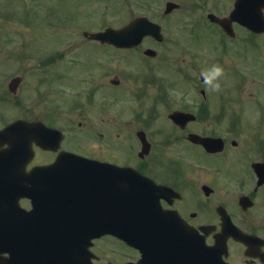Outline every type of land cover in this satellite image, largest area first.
I'll use <instances>...</instances> for the list:
<instances>
[{
  "label": "flooded vegetation",
  "instance_id": "1",
  "mask_svg": "<svg viewBox=\"0 0 264 264\" xmlns=\"http://www.w3.org/2000/svg\"><path fill=\"white\" fill-rule=\"evenodd\" d=\"M72 1L87 4V10L93 3ZM100 1L143 2L147 19L160 29L146 32L133 47L89 41L90 34L109 27L105 21L98 29L72 32L68 51H62L60 38L46 44L38 20L30 19L28 5L39 0H0V131L16 121L37 126L46 146L32 144L28 171L51 165L61 151L80 154L71 118L82 114L76 102L83 99L84 155L145 178L135 193L143 198L133 200L141 226L192 229L206 246L217 238L225 242L226 264H264V0ZM137 17L142 15L135 11L113 14L121 21ZM78 37L80 49L88 44L103 49L92 65L84 53L76 55ZM214 64L224 69L219 91L201 75ZM117 87L124 90L121 98L107 93ZM20 204L29 215L25 219L44 226L41 216L29 214L30 199ZM237 231L240 238L233 236ZM180 234L165 247L158 241L149 253L113 236L90 244L70 237L63 240L69 252L62 264H182L179 251L189 233ZM14 240L0 258L15 254L21 264H31L30 251L42 240ZM28 241H34L32 248Z\"/></svg>",
  "mask_w": 264,
  "mask_h": 264
},
{
  "label": "water",
  "instance_id": "2",
  "mask_svg": "<svg viewBox=\"0 0 264 264\" xmlns=\"http://www.w3.org/2000/svg\"><path fill=\"white\" fill-rule=\"evenodd\" d=\"M4 135L5 133L0 138L3 139ZM16 140H21L19 141L20 150L17 146H11V152H0V240L16 238L25 230L21 229V211L17 201L23 196L32 199L42 198L39 193H27V183H32L31 189L34 191L37 190V187L42 188L44 183L45 187L51 189V197L47 199L50 206L45 207V209L57 208L58 212L61 213L57 220L58 224L55 223L49 228H45L43 225H40L41 228H39L37 224L36 229L29 228L28 230L35 232L33 237L41 240L44 238L47 241L48 238H52L55 247L68 244L63 240L72 236L77 241H90L106 233L126 239L135 238V236L146 239L153 238V231L150 229L127 227L132 219L130 216L134 207L133 199L136 197L134 192L138 190L137 182L140 181L137 176L125 177L126 175L121 172L124 174L123 185L110 178L109 184L103 186L100 181L101 172L97 168L98 165L79 157L61 155L57 162L48 169L51 177L43 180L42 175L39 174L42 173L41 170L36 168L31 173L26 174L22 169L26 161L21 166L22 159L26 154L25 150L30 146L32 140L36 139L30 136H18ZM4 141L10 143V140L4 139ZM36 142L38 141L36 140ZM107 175L113 176V171L109 170ZM132 197L133 199H131ZM104 202L115 207L118 205L120 208L123 207L120 210V223L114 225L113 220L110 219V212L104 210ZM70 204H75L72 214V211L69 213L67 211ZM42 209L43 207L38 208L37 211ZM106 211L108 215L105 214ZM72 217H76L77 225L70 228V222L73 221ZM183 230L191 233L186 228ZM164 237L165 240L171 239L168 234H165ZM1 247L4 246L0 244ZM47 247L45 245L44 248ZM60 252L63 254L62 250Z\"/></svg>",
  "mask_w": 264,
  "mask_h": 264
},
{
  "label": "rangeland",
  "instance_id": "3",
  "mask_svg": "<svg viewBox=\"0 0 264 264\" xmlns=\"http://www.w3.org/2000/svg\"><path fill=\"white\" fill-rule=\"evenodd\" d=\"M99 2H101L99 0ZM97 1H93L92 5L90 6L91 11L87 10V4L81 3V2H75L73 3L72 0H39L40 5L37 6L38 9V15L43 18L44 23H46L48 20H53L55 16H59V24L60 28L58 29L56 26L55 30H42L43 37L46 44H52L55 37H59L60 40H62V44L66 42V35H68V30H74V29H80L83 30V28H86V30H95L98 29L100 26L104 24L106 19L110 15H106V12H103V6L102 3H99ZM106 4V2L104 3ZM82 5V6H80ZM77 6H80L77 11ZM132 10H135L133 7H131ZM92 15V23L89 25H84V21L87 19L86 17ZM110 18V17H109ZM91 25V26H90ZM39 29H44L38 25ZM59 30V31H58ZM35 35L36 33L32 31ZM57 33V34H56ZM56 34V35H55ZM28 36H32V34H28ZM40 44H43L40 42ZM103 51L102 48L95 47L93 44H88L85 49L78 52L76 55L79 56L81 53H84L85 56L88 57L86 60L89 65H92L96 60L95 56L98 54L100 55ZM106 51V50H105ZM103 53V52H102ZM102 54L100 55V57ZM83 64H86V62L83 61ZM82 70L78 73V78L81 74ZM177 77H179L177 75ZM180 86V83L178 84V87ZM118 89H109L107 90L108 94L114 95L116 98H121L122 95H124V90L117 87ZM76 107H80L82 114H79V111L76 112V115L71 118L72 122L75 123L76 126H79L78 124L81 123L80 127H77L75 129L74 133H80L81 136L78 138L77 145L74 143L73 146H75L76 149H87V142L84 140V125L88 122V119L85 117L84 110H85V102L82 99H78L76 102ZM99 119H95V122H98ZM81 128V129H79ZM79 134V135H80ZM69 146L73 147L68 143ZM80 152V150H77Z\"/></svg>",
  "mask_w": 264,
  "mask_h": 264
},
{
  "label": "clouds",
  "instance_id": "4",
  "mask_svg": "<svg viewBox=\"0 0 264 264\" xmlns=\"http://www.w3.org/2000/svg\"><path fill=\"white\" fill-rule=\"evenodd\" d=\"M203 82L208 86L212 91L220 90V78L224 75V69L218 65L214 64L212 67L205 72H202Z\"/></svg>",
  "mask_w": 264,
  "mask_h": 264
}]
</instances>
